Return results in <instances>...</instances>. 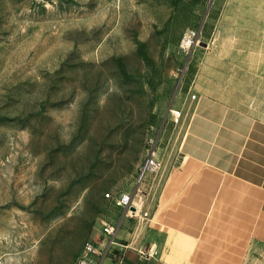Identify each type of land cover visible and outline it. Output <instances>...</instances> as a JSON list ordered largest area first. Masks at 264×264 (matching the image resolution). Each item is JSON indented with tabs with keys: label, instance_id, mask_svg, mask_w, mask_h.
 Here are the masks:
<instances>
[{
	"label": "rangeland",
	"instance_id": "1",
	"mask_svg": "<svg viewBox=\"0 0 264 264\" xmlns=\"http://www.w3.org/2000/svg\"><path fill=\"white\" fill-rule=\"evenodd\" d=\"M211 108L264 122V0H0V264H76L137 185L121 242L264 264V180L217 185ZM150 137L163 165L139 179Z\"/></svg>",
	"mask_w": 264,
	"mask_h": 264
},
{
	"label": "crops",
	"instance_id": "2",
	"mask_svg": "<svg viewBox=\"0 0 264 264\" xmlns=\"http://www.w3.org/2000/svg\"><path fill=\"white\" fill-rule=\"evenodd\" d=\"M246 116L249 117L251 121L241 122L236 118H231L228 116L222 117L220 119H223L221 121L222 124H217L218 127L216 126L217 129L215 128L216 131L212 137L213 144L210 143V146L207 149L205 159L206 163L208 162L209 165L215 168L212 169V171L216 173L211 174L215 175L218 180L220 178L219 184L217 185H222V188L226 187V180L224 179V176L225 173H229V171H236L239 176L247 179H241V177L236 179L240 188H243L245 185H247L246 181L250 182V180H252L254 182H258L264 180V164H261L263 167L260 166V174H257L258 165L255 160L256 153L253 150L262 149V146H264V122L256 120L248 115ZM208 119H213V124L215 121L217 123L220 121L210 117ZM231 140H234V142ZM230 146L237 148V152L231 151ZM211 148L215 149L213 153H210ZM239 148L241 150H239ZM210 156L212 157L210 158ZM250 183H248V185H251ZM253 184L255 185L256 183ZM130 219L131 218L125 217L121 222V226L117 232V239L120 242H124L126 239L127 233L125 227L129 226L128 222ZM139 248V246L131 245L126 248L116 246L105 258L103 264H171L164 261L160 256H143L138 251Z\"/></svg>",
	"mask_w": 264,
	"mask_h": 264
},
{
	"label": "built area",
	"instance_id": "3",
	"mask_svg": "<svg viewBox=\"0 0 264 264\" xmlns=\"http://www.w3.org/2000/svg\"><path fill=\"white\" fill-rule=\"evenodd\" d=\"M186 39V42H183ZM199 40L197 30L191 29L186 31L181 39V46L190 47ZM173 109H170L172 111ZM178 113V111H172ZM148 147L142 166L140 167L139 179H143L148 175L159 172L163 165L162 158L158 155L157 139L150 137L148 139ZM141 186L137 185L133 190L122 191L112 195V201L122 211V215L115 222L102 220L101 230L96 239H87L83 245V253L77 260L76 264H103L105 258L111 250L120 246L126 248L128 244L122 243L117 239V232L121 226L123 218H132L142 222L147 219L148 211L144 210V194ZM105 196L110 197V193L106 192ZM139 248V252L143 256H152L150 249Z\"/></svg>",
	"mask_w": 264,
	"mask_h": 264
},
{
	"label": "bare ground",
	"instance_id": "4",
	"mask_svg": "<svg viewBox=\"0 0 264 264\" xmlns=\"http://www.w3.org/2000/svg\"><path fill=\"white\" fill-rule=\"evenodd\" d=\"M187 40L186 39H184V41L183 42H186ZM221 111H217V110H215V109H213V108H211L210 110H209V112H210V114L213 116V117H215L216 119H218V120H220L221 118H222V116H223V112H224V109H220ZM217 111V112H216ZM156 214V213H155ZM155 216V215H154ZM132 241V240H131ZM129 245H131V243H129ZM149 247L150 246H147V248L149 249ZM150 252H151V255L152 256H155L156 254H157V249H154V244H151V249H150ZM165 261L166 262H168V263H171V261H169V260H166L165 259ZM171 264H175V263H171Z\"/></svg>",
	"mask_w": 264,
	"mask_h": 264
}]
</instances>
